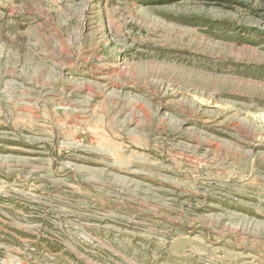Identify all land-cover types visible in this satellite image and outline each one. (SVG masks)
Listing matches in <instances>:
<instances>
[{
	"label": "rangeland",
	"instance_id": "obj_1",
	"mask_svg": "<svg viewBox=\"0 0 264 264\" xmlns=\"http://www.w3.org/2000/svg\"><path fill=\"white\" fill-rule=\"evenodd\" d=\"M0 264H264V0H0Z\"/></svg>",
	"mask_w": 264,
	"mask_h": 264
}]
</instances>
